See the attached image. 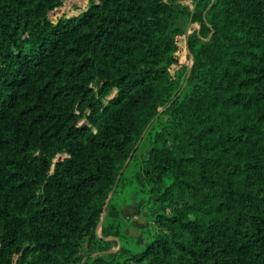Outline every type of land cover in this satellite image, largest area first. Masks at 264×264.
Segmentation results:
<instances>
[{
    "label": "trees",
    "instance_id": "trees-1",
    "mask_svg": "<svg viewBox=\"0 0 264 264\" xmlns=\"http://www.w3.org/2000/svg\"><path fill=\"white\" fill-rule=\"evenodd\" d=\"M183 1L0 0V264H264V0Z\"/></svg>",
    "mask_w": 264,
    "mask_h": 264
},
{
    "label": "rangeland",
    "instance_id": "rangeland-1",
    "mask_svg": "<svg viewBox=\"0 0 264 264\" xmlns=\"http://www.w3.org/2000/svg\"><path fill=\"white\" fill-rule=\"evenodd\" d=\"M88 0H62L61 5L53 9L52 11L47 13V17L54 22L58 17L64 16H72L76 15L80 10H82ZM183 3L189 7H191L189 1H183ZM196 23L187 22L183 27V37L188 35L193 29H197ZM179 45V56L180 60L183 63H188L189 58H186L187 50L184 47V41L180 39ZM82 121V120H81ZM145 148L140 147L137 150L138 156H142ZM55 158L53 159V161ZM122 197V196H121ZM129 202L121 203V211L124 218L128 221V227L125 229V233L130 235L136 240H142L147 231L151 230L153 226L148 222L145 218L144 214L147 213L146 208H144V202L141 198L136 196V194H131L128 198ZM96 234H99V226L95 229ZM118 247V242L116 247H113L111 250H116ZM81 264V262L79 263Z\"/></svg>",
    "mask_w": 264,
    "mask_h": 264
},
{
    "label": "water",
    "instance_id": "water-1",
    "mask_svg": "<svg viewBox=\"0 0 264 264\" xmlns=\"http://www.w3.org/2000/svg\"><path fill=\"white\" fill-rule=\"evenodd\" d=\"M188 57H189V62H188V64H187V69H186V75H185V78L188 76L189 69H190V65H191V56H190L189 54H188ZM124 165H125V164H124ZM124 165H123V167H124ZM110 194H111V192H109V194H108V196H107L105 202H107V199H108V197L110 196ZM102 218H103V213H101V215H100V220H99V222L97 223V226L100 225V221H101Z\"/></svg>",
    "mask_w": 264,
    "mask_h": 264
}]
</instances>
